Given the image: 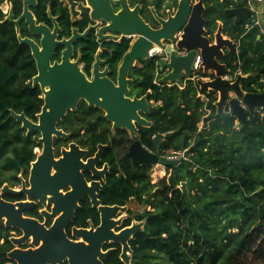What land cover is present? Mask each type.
I'll return each mask as SVG.
<instances>
[{"label":"trees","instance_id":"trees-1","mask_svg":"<svg viewBox=\"0 0 264 264\" xmlns=\"http://www.w3.org/2000/svg\"><path fill=\"white\" fill-rule=\"evenodd\" d=\"M6 1L9 0H0V5ZM13 1L15 12L20 14L22 1ZM138 1L145 5V0L133 3ZM165 1L153 3L162 6ZM172 1L177 4V0ZM49 4L52 13L60 15L64 34L69 35L74 23L61 0H39L34 10L46 19ZM233 4L234 0H205L207 34L212 36L219 22H224V35L238 45L236 52L226 49V54L219 57L227 65L225 74L235 78L242 73L243 89L259 92L264 89V20L262 26L234 24L224 14ZM4 16L0 7V19ZM88 23L86 14L82 28ZM26 31V27L22 29L23 34ZM81 44L90 48L86 55L89 68L100 44L94 37ZM111 45L116 47L112 65L115 72L129 41ZM158 66L154 58L144 74L139 71L144 75L141 93L148 94L151 105L147 117L152 126L145 128V145L161 154L178 155L179 161L171 164L168 174L157 182L152 180L151 164L125 166L124 174L112 173L101 194L107 204L123 205L133 199L144 207L134 216L144 220L145 225L132 239V264H264V109L255 115L248 113L245 124H236L233 116L228 128L217 113L218 96L214 90L200 89L196 80L187 81L184 87L157 84L154 80ZM36 73L31 49L19 42L15 26L10 22L0 24V184L6 172L15 176L21 168L27 170L36 157L35 148L40 146L39 133L26 135L11 114V110L25 111L35 119L41 110V90L30 81ZM198 74L205 75L202 70ZM79 111L85 113L83 118L96 109L82 103ZM105 121L101 116L98 124L105 128ZM86 124L92 126L90 120ZM169 132L172 135L165 136L156 147L153 136ZM95 145L91 143L92 150ZM188 148L185 154L183 149ZM110 158L113 155L105 159ZM88 216L93 215L84 214V219ZM131 221L129 218L127 224ZM9 248L0 244V264L8 260ZM111 260L109 264H125L117 255Z\"/></svg>","mask_w":264,"mask_h":264},{"label":"water","instance_id":"water-1","mask_svg":"<svg viewBox=\"0 0 264 264\" xmlns=\"http://www.w3.org/2000/svg\"><path fill=\"white\" fill-rule=\"evenodd\" d=\"M78 1L88 2L91 5L92 20L105 23L99 30L101 39L109 36L104 34L107 31L136 36L119 67L118 84L108 77V68H105L104 71L100 70L101 63H103L100 55L94 66L93 80H90L81 70L78 61H70L74 43L77 39L84 37L93 26L89 27L84 34L79 33L78 29H74L73 35L69 39L59 41L57 40L59 25L56 18H53L55 22L53 31L45 24H37V19L31 10V7L37 4V0H23V12L18 19L15 18L13 12L7 17V20L16 25L18 32L20 23L24 20L32 34L43 35L40 41L41 46L33 39L21 35H19V41L28 45L32 50L38 69L37 75L33 78V85L34 87L40 85L44 91L45 104L42 113L39 114L38 123L31 121L24 112H12V115L22 123V128L27 129V134L41 131L44 149L37 161L32 164L33 187L31 189L24 188L22 191L5 189L14 194L28 192L29 196L45 202L47 194L39 192H49V189L39 185L37 182L40 180L38 179L64 177L66 181H71L75 187L72 192L65 195L60 194L56 187L55 191L58 194H53L54 197L50 200H55L56 206L61 204L64 212L50 229H45L36 220L23 216V210L31 208L33 203L11 204L3 201L0 197V223L2 216H6L7 226L20 227L25 233L22 238L13 239L14 243L20 245L30 235H33L35 244H40L39 238L43 239L37 249L16 248L11 251L10 258L18 264H62L65 259H68L69 264H104L102 259L108 256L111 250L103 252L102 246L105 241L110 240L123 244L122 258L127 264L131 263V256L127 252L131 251L129 240L134 234L143 230L145 222H134L131 227H126L120 233H115L112 227L121 221H115L113 217L119 211L125 212L127 206L101 205L98 194L93 193L95 185L99 184L96 182L89 187L79 173V168L89 169L91 165L101 160L105 146L100 145L96 156L90 158L86 164L81 161V158L86 155L87 151L80 149L75 143L71 144L70 150H63L62 158L55 160L53 138L54 135L68 137V134L57 128V124L69 110L77 109L81 99H84L89 105L102 108L106 112V117L115 123V127H128L134 137V120L141 125L151 126L152 122L143 118L139 113L142 111L148 114L151 111L148 97L146 95L142 98L128 97V85L132 81L128 78V74L138 59L147 60L151 57L150 50L155 45L169 53L168 59L160 64L161 70H166V73L162 74L159 79L160 84H184L186 81L193 80L195 74L193 64L197 55H201L202 72L205 75L213 73V77L198 76L196 82L200 89L207 92L214 90L218 94V99L215 102L217 113L221 115L228 128H231L230 123L233 116L237 118L238 124H245L248 113L255 115L257 111L264 109V89L259 92L245 91L242 87L245 76L242 73H238L235 78L225 74L227 65L222 63L219 57L226 54V49L229 52H236L238 45L233 39L224 35L222 23L219 24L213 39L207 34V20L203 15L204 0L196 2L179 0L175 14L170 13L167 19L156 15L161 22V27L158 29L152 28L145 22L140 14V4L131 8L128 0H68L74 14ZM235 2L236 6L227 9L226 14L235 17V24L242 22L253 24L254 10L251 5L245 4V0H235ZM252 2L259 4L256 0H252ZM113 4L121 9L115 12ZM58 45L65 46L63 61L52 64V55ZM177 50H184L186 53L181 55ZM166 135L170 136L172 132ZM160 139L161 134H158L155 137L156 143ZM139 144L140 142L136 141L128 154L133 157L135 164L145 162L151 165L160 163L168 166L179 161V158L159 156L146 147L136 148L135 146ZM189 151L190 148L183 149L185 154ZM51 166L56 168L54 176L50 174ZM91 168L96 176L103 175L107 171V165L103 171ZM35 184L38 185L35 186ZM80 191L90 193L94 207H99L102 213V224L98 228L92 227L90 230L74 228L75 236L82 238V241H74L69 239L64 227L71 223L75 217V210L78 208L77 200L87 195L78 194Z\"/></svg>","mask_w":264,"mask_h":264},{"label":"flooded vegetation","instance_id":"flooded-vegetation-1","mask_svg":"<svg viewBox=\"0 0 264 264\" xmlns=\"http://www.w3.org/2000/svg\"><path fill=\"white\" fill-rule=\"evenodd\" d=\"M22 1V12L24 8V3ZM63 2V5L68 8L70 18L74 25L71 27V32L69 35L64 34V27L61 24L60 21V15H55L52 13V8L51 5L49 4L47 7V17L46 19H41L37 13V11L34 10V7H36L39 4V0H37V4L33 7H31L32 12L34 13L36 19H37V24H45L51 28V30H54L55 22L53 18H56V21L59 25L58 29V38L57 40L61 41L63 39H69L73 35V30L78 29L79 33L84 34L85 31L91 27V29L87 32V34L76 40V42L73 45V54L70 56V61L71 62H77L78 65L81 68V70L87 75V77L90 80H93L94 74L93 71L95 69V63L97 61V57L100 55L101 60L103 63H101L100 70L104 71L105 68H108V77L111 78L116 84H118V71L119 67L123 61L124 55L130 50L131 45L133 44L136 36L135 35H125L121 33H114V32H105V35H109L107 38L101 39L99 35V30L100 28L105 24L104 22H98L94 21L91 19L90 12H91V5L87 3H83L78 1L77 5L75 6L76 13L71 9V5L69 4L68 0H61ZM113 1V0H111ZM198 0H193V2H196ZM223 1H228V0H223ZM131 8H134L137 4L141 5L140 9V14L141 16L145 19V22L148 23L152 28L158 29L161 27V22L157 18V16L167 19L169 14H175L177 8H178V2L175 5L172 0H167L165 1L162 6H159L155 3H153V0H145V5L142 1H138L136 3H133V0H128ZM235 2V0H234ZM205 4V0H204ZM245 4H249L248 0H245ZM5 6L7 8H5ZM235 4L231 5L229 8L235 7ZM1 9L5 13V16L0 19V24H3L5 22H10V20H7V17L11 12L15 15V18L18 19L22 12L20 14H17L15 12V2L13 0H9L6 2H3L0 5ZM253 7L256 9L261 10V12H257L254 10L253 14V19H254V24L262 26V21L264 20V4H253ZM113 8L115 12H118L121 8L115 4H113ZM228 7L224 10V14L227 16L228 20L230 18L233 19V22L235 24V17L229 16L226 14V10L229 9ZM155 10V11H154ZM205 11V10H204ZM156 12V13H155ZM88 14L89 17V23L82 28V22L84 21V18ZM157 15V16H156ZM204 15V14H203ZM222 23L224 25L223 21H220L219 24ZM15 26L16 29V34L17 38L19 40V35L22 37H29L33 39L37 44L41 46V38L42 36L39 35H34L31 33L28 24L23 20L20 23V31L18 32L17 27L14 23H12ZM207 26V25H206ZM219 26V25H218ZM27 28V33L23 34L22 29ZM218 29V28H217ZM262 30L264 32V28L262 27ZM217 31V30H216ZM215 31V33H216ZM214 33V34H215ZM214 34L211 36L209 35L212 39ZM226 36V35H225ZM95 38L96 41L100 44L99 47L96 49L94 53V59L92 60L91 66L88 68L87 67V60H86V55L88 52H90L89 46H84L81 44V41L83 40H91L92 38ZM123 40H128L129 41V48L122 54L120 59L118 60V64L116 66L115 72L113 70V64H114V56L116 55V47L114 45H111L112 43H121ZM20 42V41H19ZM21 43V42H20ZM105 44V45H103ZM158 47L159 50L154 52V49ZM238 48V46H237ZM31 49V48H30ZM63 50H65V46L63 45H58L56 50L54 51L52 55V60L51 63H61L63 61ZM178 54H185L186 52L184 50H177ZM31 55L32 50H31ZM150 55L151 57L147 60H141L138 59L135 63L134 68H132L129 71L128 78L131 79L132 81L129 83V94L128 97L134 98L135 96L137 98H142L145 95L148 96V94L141 93L142 88H143V76L139 71H142V73H145V67H147L150 63L151 60L154 58L157 59L158 62V69L157 73L160 74V77L158 80H154L157 84H159V79L162 77V74L166 73V70H161L160 64L167 60L169 57V53L165 50L162 49L161 47L155 45L153 49L150 50ZM34 58V56H33ZM35 60V58H34ZM36 62V60H35ZM37 67V64H36ZM202 70V68H201ZM200 70V71H201ZM38 73V69H37ZM37 73L34 75L36 76ZM199 71L195 72L194 76L198 78L199 76ZM157 75V74H156ZM30 80L33 85V78ZM203 78L206 77H213L212 73H209L208 75L201 76ZM180 85V84H179ZM34 88H40L41 94L39 95L40 98L43 99V105L41 106V110L36 113V118H30L29 116L26 115L25 111H22L25 113V115L33 122L38 123L39 122V114L42 113V108L45 104V94L44 91L41 89L40 85L34 87ZM202 94V93H201ZM217 94V93H216ZM218 96V94H217ZM86 103L87 106L93 107L96 109V111L92 112L88 117H83L81 115H85V113H81L79 111L81 104ZM154 103V101H152ZM15 110H11L12 112ZM16 112V111H15ZM22 112H17V113H22ZM140 115L143 118H146L147 120L148 117L145 112L139 111ZM13 116V115H12ZM103 116L106 118V125L107 127L103 128L100 124H98L100 117ZM15 117V116H14ZM16 119V118H15ZM17 120V119H16ZM73 121L72 125L70 121ZM90 120V123L92 126L87 125L86 123ZM18 121V120H17ZM67 122V124H63L64 122ZM150 121V120H149ZM19 122V121H18ZM21 124L22 128V123ZM134 133L135 137L133 136L131 130L128 127H122L118 126L115 127V123L111 120H109L106 117V112L100 108L96 107L94 105H89L84 99H81L79 101V104L77 106L76 110H69L65 116L61 119V121L57 124V128L59 130H62L64 133L68 134V137H64L62 135H54L53 138V151H54V158L55 160H59L60 158L63 157V150H70L71 149V144L75 143L79 146L80 149L86 150L87 153L81 158V161L83 163H87L88 160L92 157H95L97 152L100 149V145H104V149L101 155V160L99 162L94 163L91 165V167H94L98 171H103L107 165V171L103 173V175L96 176L93 173L92 168L90 167L89 169H85L84 167L79 168V173L81 176H83L82 180L90 187L92 186L93 183H98L99 185H95V190L93 191L94 194H98V199L101 201V205L104 206H114V205H120V204H107L104 203L101 197V194L105 193V186L109 181V177L112 175L113 172H115V175L120 176L121 174H124L129 167H137L138 165H143L145 162H138L134 163L133 157H131L129 154L131 147L135 144L136 141H139L140 144L136 145L135 147H143V148H148L150 151L158 154L159 156H168L166 154H161L158 150H152L149 147L145 145V128H148L150 126H145L141 125L139 122L134 120ZM152 126V125H151ZM24 129V128H23ZM26 135H31L34 133H39L38 136V143L40 146H37L35 148L36 152V157L34 160L31 161L28 169L26 170L25 168H21L20 171L15 175H10V172H6V176H2V179H4V182L0 184V197L3 201L11 204H17L19 202H29L33 203L34 205L31 208L24 209L22 214L26 218H31L36 220L40 225H43L45 229H50L54 226L58 218L63 214L64 209L63 206L60 204L56 206L55 200H50L54 197L53 194H58L55 189L56 187L58 188L60 194H68L69 192H72L74 190V185L71 181H66L64 177H48L46 180L42 178L38 179L40 180L37 182L39 185L46 187V189H49L48 191L42 192L40 191L39 193L41 194H47V197L45 199V202H42L40 199L31 197L29 196L28 192H22L20 194H14L12 192L7 191L6 189H11L15 191H22L24 188L26 189H31L33 187L32 180H31V170H32V164L33 162L37 161V158L39 155L42 154L43 149H44V143L41 141L42 138V133L41 131H34L31 134H27V129H24ZM158 134L153 136V140L155 143L156 147H159L161 142L164 140V137L167 136L166 134H161V139L159 140L158 143L155 141V137ZM96 142L95 145V150H92L91 143ZM111 149L110 151H107V149ZM113 155V159L110 158V160H106V157H111ZM171 156V155H170ZM168 156V157H170ZM176 156V155H175ZM173 158V157H170ZM180 158V157H179ZM158 163L153 164L152 166H155ZM160 164V163H159ZM163 165V164H162ZM165 166V165H164ZM170 165L165 166L166 168H169ZM51 176H54L56 174V168L54 166H51L50 170ZM77 183V181H76ZM38 184H35L37 186ZM79 185V184H78ZM51 186V187H49ZM6 188V189H5ZM78 194H87L84 197L80 198L77 200L78 208L75 210V217L72 220L71 223L66 225L64 227V230L69 237V239L74 240V241H82L81 237H77L74 234V228L78 229H87L90 230L92 227L95 229L101 226L102 224V213L99 210V207H94V204L92 203V198L89 195L90 193H86L83 191H80ZM133 202H136L135 200L128 201L126 204L120 205V206H127V209L125 212L119 211L117 215L113 217L115 221H121L117 223L112 229L115 231V233H120L123 229L126 227H131L134 222H145L144 220H138L134 216L136 213L131 207L133 205ZM137 203V202H136ZM138 204V203H137ZM91 214L93 216H88L86 219H84V214ZM129 218H132V221L130 224H127V221ZM7 217L2 216V222L0 223V232L2 233V236H0V244L7 245L10 247L6 251L7 255V261L5 264L11 263V264H18L15 260L10 258L9 253L13 251L16 248L27 250V249H37L43 242V239L39 238L40 244H35L33 235H30L25 239L23 243H20V245L16 244L13 242V239L16 238H22L25 236L24 230L20 227H15V226H7ZM86 223V224H85ZM145 225V223H144ZM144 229V226H143ZM143 231V230H142ZM135 235V234H134ZM134 237V236H133ZM129 240V245L131 247V251H127L128 254L131 256V263H133V247H132V239ZM81 240H80V239ZM123 244L121 242H116L114 240L110 241H105L102 250L103 252H107L111 250L108 256L103 258L104 264H109V261L111 260V257L113 255H117V257L125 264H127L123 258H122V253H123ZM108 261V262H107ZM62 264H69L68 259H65Z\"/></svg>","mask_w":264,"mask_h":264},{"label":"rangeland","instance_id":"rangeland-1","mask_svg":"<svg viewBox=\"0 0 264 264\" xmlns=\"http://www.w3.org/2000/svg\"><path fill=\"white\" fill-rule=\"evenodd\" d=\"M5 8H7L6 6H5ZM202 124V123H201ZM200 124V125H201ZM236 124H238V121H236ZM168 156H170V153L168 154ZM170 157H173V158H179V156L177 155V156H175V155H171ZM160 170H162V171H160ZM164 170V171H163ZM162 172V173H161ZM167 173V168L164 166V165H162V164H156L155 166H153V169H152V175H151V177H152V180H153V182H157V181H159L163 176H165V174ZM168 174V173H167ZM135 212H141V211H143L144 210V207L143 206H141V205H139V204H137L136 202H133V205H132V207H131Z\"/></svg>","mask_w":264,"mask_h":264},{"label":"built area","instance_id":"built-area-1","mask_svg":"<svg viewBox=\"0 0 264 264\" xmlns=\"http://www.w3.org/2000/svg\"><path fill=\"white\" fill-rule=\"evenodd\" d=\"M256 1H258L260 4H264V0H256ZM248 3L251 5V7L254 9V10H256L258 13L259 12H261V10H259V9H256V8H254L253 7V2H252V0H248ZM254 24V23H253ZM247 25H249V24H247ZM201 62H202V58H201V55L200 54H198L197 55V57H196V59H195V61H194V64H193V69H194V72H198V71H200L201 70ZM160 77V74L159 73H157V75H156V80H158V78ZM193 80H196V76H194L193 77ZM187 82V81H186ZM186 82L184 83V84H178L180 87H184L185 86V84H186ZM200 96L203 98V99H205V100H207L208 101V97H206V95L205 94H200Z\"/></svg>","mask_w":264,"mask_h":264},{"label":"bare ground","instance_id":"bare-ground-1","mask_svg":"<svg viewBox=\"0 0 264 264\" xmlns=\"http://www.w3.org/2000/svg\"><path fill=\"white\" fill-rule=\"evenodd\" d=\"M159 50V48L158 47H156L155 49H154V52L155 51H158ZM160 171H162V170H160ZM164 171V170H163ZM162 173V172H161ZM80 239V238H79ZM42 240V239H41ZM81 240V239H80Z\"/></svg>","mask_w":264,"mask_h":264}]
</instances>
